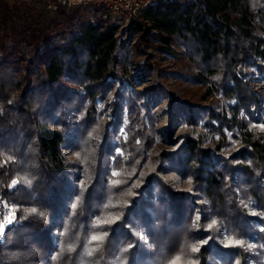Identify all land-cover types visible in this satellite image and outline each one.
I'll use <instances>...</instances> for the list:
<instances>
[{
  "label": "trees",
  "instance_id": "trees-1",
  "mask_svg": "<svg viewBox=\"0 0 264 264\" xmlns=\"http://www.w3.org/2000/svg\"><path fill=\"white\" fill-rule=\"evenodd\" d=\"M27 3L0 0V223L13 215L0 264H260L246 242L264 256V219L249 211L264 213V133L248 120L261 97L242 67H264V0H155L124 25L102 6L80 20L79 6L58 4L62 24ZM127 30L137 52L181 43L192 66L170 73L206 85L203 97L220 92L230 114L169 89L149 57L150 84L130 88ZM164 99L183 129L147 150ZM224 126L239 140L228 157Z\"/></svg>",
  "mask_w": 264,
  "mask_h": 264
},
{
  "label": "rangeland",
  "instance_id": "rangeland-1",
  "mask_svg": "<svg viewBox=\"0 0 264 264\" xmlns=\"http://www.w3.org/2000/svg\"><path fill=\"white\" fill-rule=\"evenodd\" d=\"M49 1H55V0H29L27 1V5H29L31 8H35L37 10L38 15L40 14V18L46 14V15H54L58 20L62 21V24L65 23V20L63 21L62 14H59L56 10V7L48 6ZM11 2V1H10ZM14 3L20 8H23V4H26V2L21 3ZM79 6L76 10V17L78 16L80 20H84L86 18L93 17V8L94 6L100 7L99 5L95 4H85V5H77ZM75 6H65V10L72 12L73 8ZM101 8V7H100ZM44 13V14H43ZM123 25L125 23H122ZM128 39V47H127V57L124 60L126 70L124 72V75L126 76L125 81H127L130 88L135 89H143L148 84H150L151 76H147L145 78H140V62L144 59V57H149L150 62L154 63L157 68L162 70L161 72L165 73L163 76H158L163 84L167 86L169 89L176 92L178 95L185 97L189 100H194L197 102H201L203 104H209L212 106H215L219 110H226V114L229 115L230 111L226 107V101L223 96H221L220 92H214L212 94H209L208 96L203 97V94L207 88L204 84L199 83H193L191 81H188L184 78H179L177 75L170 73V70H178L180 68H183L184 63L190 64L187 60V56L184 51V46L181 43H178L176 40H174L171 44L173 50L175 51L174 54L172 53H166L162 50L155 49L151 46H147L143 51L137 52L134 49V46L136 44V33H129L125 31L123 33ZM147 52V53H146ZM149 55V56H148ZM264 64V63H263ZM190 66H192L190 64ZM242 70L245 72V77L248 79L250 85L253 89H255L260 94V107L258 110V113H255L254 118H248L249 120V128L252 130H255L256 133H264V67L262 69H256V67H247L243 66ZM124 81V82H125ZM118 85V84H117ZM168 100L164 99L161 101L159 106V113L155 117L154 126L152 128L151 125L150 129L147 130L148 132V138H147V150L153 149L156 150L161 147H166L168 141L167 138H174L178 135V133L183 129V126H181L179 123L174 124L172 127L169 125L170 122V111L169 107H167ZM97 112L99 113L98 116H103L106 119H111V112L110 109L106 108V105L103 101L99 100L97 101L95 105ZM240 115H245L244 110H240ZM149 125V126H150ZM159 129V130H158ZM197 130L199 132H204V129L200 126H198ZM223 135H224V141L221 145H219L218 153L222 154L224 156H229L235 149H237L239 145V140L235 136V131H232L227 126L223 127ZM127 131L123 124H119V127L116 132V140L118 139H127ZM218 136L216 134H208L206 137V144L209 146H212L217 142ZM116 152L121 154L123 157H125V151L122 147L117 146ZM69 156L71 158H75L73 153L70 152ZM124 160V159H123ZM121 161L118 165V168L112 169V172L114 174H120L122 167L126 166L127 162L126 160ZM141 164H139V169H142L143 167H140ZM182 186H186V184L182 181ZM192 192L194 189H190ZM199 203L202 202L201 200H196ZM249 211L256 214L257 216L264 219V213H262L257 208L250 207ZM10 214V213H9ZM7 214V215H9ZM3 223V222H1ZM219 239L222 242H229V240H233L232 235H227L225 230H221ZM261 245V244H260ZM246 247L250 253L249 260H254L253 258L256 256L260 257V264H264V256L263 254H259V248L255 245V242H246ZM249 260H247L249 262ZM251 264H257V263H251Z\"/></svg>",
  "mask_w": 264,
  "mask_h": 264
},
{
  "label": "built area",
  "instance_id": "built-area-1",
  "mask_svg": "<svg viewBox=\"0 0 264 264\" xmlns=\"http://www.w3.org/2000/svg\"><path fill=\"white\" fill-rule=\"evenodd\" d=\"M155 0H55L49 1L48 6L56 7L58 4L76 6L95 4L102 6L111 16L118 18L122 23L138 15L143 8Z\"/></svg>",
  "mask_w": 264,
  "mask_h": 264
},
{
  "label": "snow or ice",
  "instance_id": "snow-or-ice-1",
  "mask_svg": "<svg viewBox=\"0 0 264 264\" xmlns=\"http://www.w3.org/2000/svg\"><path fill=\"white\" fill-rule=\"evenodd\" d=\"M16 183H17V181H15V180L12 181L13 185H15ZM73 207L75 208L76 205L74 204ZM33 211H35V210L33 209ZM12 218H13V215H12V213H10L7 217H5V222L4 223H0V236L3 235V232H4V229H5L6 225L12 223ZM99 239H100V237H98V236H92V240L93 241H96V240H99ZM233 243L239 244L240 241L229 240V245H232ZM193 251H196V249L194 248ZM173 264H175V262H173Z\"/></svg>",
  "mask_w": 264,
  "mask_h": 264
},
{
  "label": "crops",
  "instance_id": "crops-1",
  "mask_svg": "<svg viewBox=\"0 0 264 264\" xmlns=\"http://www.w3.org/2000/svg\"><path fill=\"white\" fill-rule=\"evenodd\" d=\"M11 2H15V3H21V2H27L29 0H9Z\"/></svg>",
  "mask_w": 264,
  "mask_h": 264
}]
</instances>
